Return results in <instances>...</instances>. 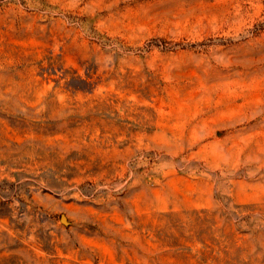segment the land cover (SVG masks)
Instances as JSON below:
<instances>
[{"label": "rangeland", "instance_id": "374dc122", "mask_svg": "<svg viewBox=\"0 0 264 264\" xmlns=\"http://www.w3.org/2000/svg\"><path fill=\"white\" fill-rule=\"evenodd\" d=\"M0 264H264V0H0Z\"/></svg>", "mask_w": 264, "mask_h": 264}, {"label": "water", "instance_id": "95a60500", "mask_svg": "<svg viewBox=\"0 0 264 264\" xmlns=\"http://www.w3.org/2000/svg\"><path fill=\"white\" fill-rule=\"evenodd\" d=\"M62 221H64V219L62 218Z\"/></svg>", "mask_w": 264, "mask_h": 264}]
</instances>
